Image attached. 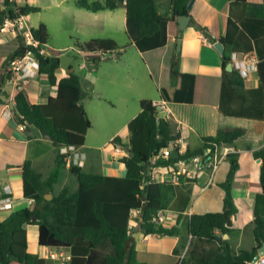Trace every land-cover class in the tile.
Here are the masks:
<instances>
[{"label":"trees","instance_id":"1","mask_svg":"<svg viewBox=\"0 0 264 264\" xmlns=\"http://www.w3.org/2000/svg\"><path fill=\"white\" fill-rule=\"evenodd\" d=\"M76 3L94 12L114 10L124 5L128 30L133 31L134 39L139 42L155 39L166 22H169L170 34L179 36L181 31L178 28V16H189L191 0H172L169 17L159 12L157 0H76ZM39 10V7L30 4L19 6L14 0H1L0 25L7 18L15 20ZM199 28L210 41L216 40L205 28ZM31 32L38 46L27 44L25 37L18 33L8 44V68L12 60L31 52L38 61L39 73L48 76L50 84L57 86V92L46 103L35 104L29 101L23 90H19L14 95L13 120L18 124L38 128L52 140L56 147V164L43 179L29 160L24 163V196L34 197L36 201L31 207L12 211L0 221V264H49L47 259L28 251V225L39 227V244L42 246L73 247L76 255L72 256L70 264H147L138 260L135 238L129 228L133 210H139L141 221L138 227L146 235L174 236L180 233L178 226L166 227L155 222L165 197L161 192V183L153 179L149 170L174 166L197 154H205L206 150H210V155L223 145L235 144L247 134V129L219 128L215 135L203 137L201 149L180 152L176 145L180 132L170 119H157L152 100L142 99L140 113L128 125L129 142L124 143L120 135L114 138L116 145L129 152L128 156L121 159L127 169L125 177L86 172L73 162L67 167L69 154L63 153L61 148H80L85 144L86 134L92 123L80 101L91 93L84 86L82 76L76 69L59 78V56L41 52L48 42L47 26L40 24L31 29ZM237 33L235 23L229 19L226 35L222 38L225 44L222 55L223 77L195 75L190 101L195 104H217V92L221 89L220 109L224 114L263 119L264 59L258 63L259 87L246 91L247 95H234V91L229 90L244 86L240 72L226 68L232 62ZM76 46L84 51L82 56L93 64L100 61L104 54L120 51L118 43L110 38L77 42ZM143 57L150 68L151 77L160 82L162 63L167 56L156 49L144 53ZM179 59L180 52H175L171 60L169 83L162 90L168 100H173L181 89L183 74L179 69ZM11 78L12 72L8 69V73L0 81V95L9 97V92L4 87ZM225 90L226 95H223ZM240 96L248 107L242 110H224L223 102H228L231 106ZM163 149H170V155L165 159L157 158ZM254 157L260 163V180L264 187V147L256 150ZM227 160L231 165L230 171L226 181L220 184L225 191L224 209L221 212L194 213L190 216L188 229L192 239L179 264H251L258 253V247L264 241V219L257 212L252 228L255 246L251 249H237L228 240L222 239L224 234L239 231L227 226L228 218L237 213L232 195V181L239 168L237 154L228 153ZM65 170L77 178L78 187L75 190L63 187L57 192L55 186ZM48 193L53 195L51 199L47 198ZM258 198L259 195L257 200ZM106 240L111 242L113 252L101 256L98 247Z\"/></svg>","mask_w":264,"mask_h":264},{"label":"crops","instance_id":"2","mask_svg":"<svg viewBox=\"0 0 264 264\" xmlns=\"http://www.w3.org/2000/svg\"><path fill=\"white\" fill-rule=\"evenodd\" d=\"M14 2L19 6L30 4L39 7L40 10L38 12L24 16V19L29 22L35 17L37 26L31 24V29L37 28L40 24H45L48 33L50 32L49 23L40 15L43 9H54L53 11L57 13L56 19H60L62 13L69 11L74 6L75 8H81L75 9L79 17L77 24L84 29L81 32L79 31L81 40L78 43L108 38L116 41V36L109 34V31L111 33H119L128 28L127 10L124 5L114 10L94 12L78 6L76 0H14ZM157 4L160 13L165 14L167 17L171 16L172 0H157ZM263 9L264 0H192L189 9L190 20L184 29L178 27L181 31L179 36L170 34L169 22H166L160 33L161 37L156 41L146 39L136 43L134 41L136 39L133 38V46L142 56L149 50L156 49L167 56V59H164L162 63L160 81L163 80L166 72L168 83L171 74V60L175 52H178L177 39H182L179 51V69L183 74L181 89L173 100H168L161 92V98H166L172 108L170 120L175 129L181 134L179 144L182 146V151L186 149H201L203 147V137L215 135L219 128L245 127L247 129V134L237 140L235 144L225 145L228 148V153L237 154L239 162V168L232 181V195L237 207V213L231 216V228L239 231L228 234V236L224 234L222 239L228 240L237 249H251L256 245L253 235L252 237L250 236L248 246H243L242 240L236 238V236H239L248 225H253L257 213L264 219V216L261 215L264 212H261L258 208V201L260 199L264 200V187L260 180V163L254 157V152L264 147V118L224 114L220 109L221 89L217 92V104H195L190 101V92L195 75L213 76L222 79L224 73L222 55L214 44L219 40L222 41V38L225 37L229 19L235 23L238 29L236 48L232 54L233 58L236 55V60L232 59L233 69H237L240 72L244 82L242 88L229 90H233L234 95H247L246 91L249 92L259 87L258 63L264 59ZM101 22H104V32L98 30V26H102ZM88 26H91L90 29H88ZM199 27L205 28L208 34L216 40L214 42L210 41ZM173 29L175 30V28ZM17 34V29L12 25H5V23L0 25V81L8 73L9 69L7 62L8 44ZM49 38L46 45H49L56 53L60 50L59 54H55L57 56L62 53H68L66 50L61 49L74 47L75 51L80 50V47L76 46V43L74 44L72 40L52 43ZM43 49L48 54L46 49ZM115 57H117L116 53ZM243 59L245 61H240ZM85 61H87L86 57ZM144 63L150 74L148 64L145 61ZM92 64L91 62L87 63L86 72H81L82 82L91 92V95H105L104 91L106 90L99 83L98 76V70L104 67L100 64L97 69ZM103 70L104 73L108 72L105 69ZM67 74L68 70L62 67L57 72L59 78L67 76ZM109 75L111 82L118 84L122 81L118 73L109 72ZM122 77L125 81L124 85H126L125 90L127 93L125 94L126 91H124V94H121L119 91L116 94L128 95L132 92V95H134L132 103L130 99L124 101L123 106H125L124 110L127 112L128 118L125 121L122 120L120 126L116 127L114 132L103 137L99 133H93V121L89 117V112L83 103L84 100H81L80 103L84 106L92 126L88 129L86 141L82 147L61 148V150L64 148L69 150L67 167L73 162L81 166L86 172L115 177L126 176L127 169L121 159L128 156L129 152L125 148L116 145L114 138L120 135L124 143L129 142V122L141 111L140 105L135 106V98L138 101L142 99L154 101L155 99L138 96L140 95V85L134 76L123 74ZM11 79L7 81V85L4 87V89L8 90L9 97L0 95V182L3 183V186H8L12 191L13 207L5 210L0 209V221L4 220L14 210L31 207L29 199L33 197L24 196V163L29 160L33 169L41 174L43 179L49 175L56 164V147L52 140L44 136L38 128L32 125L25 126L24 124L16 123L13 120V110L15 108L14 95L19 90H23L26 93L31 103L43 104L48 101L50 96L56 95L57 86H52L48 76L40 73L36 77L27 79L15 77ZM184 81L186 82L183 83ZM184 84L186 85L184 86ZM167 85L161 86V91ZM186 86L189 87L188 92L187 89L183 91V87L186 88ZM117 90L116 88L115 92ZM223 95H226V90ZM237 100L231 106H229L228 102H223L224 110H242L248 107L242 96ZM111 104L115 106V103ZM120 133H124V135L122 136ZM39 147L44 148L40 149ZM79 149H81L80 152H78ZM47 153L52 154V157H47ZM47 159L49 160L48 164ZM230 166V162L226 157L214 175V182L208 188H204L208 181L207 171L200 172L194 177H182L180 181H175L166 167L149 170L148 173L153 179L161 183V192L165 197L162 202V210L160 211L163 219L159 223L166 227L178 226L180 233L174 236L146 235L138 227V223L141 221L139 210H133L129 220V228L135 238L137 258L140 262L147 264L180 263L192 239L188 229L190 216L194 213L202 214L223 211L225 191L220 184L226 181ZM86 167L88 170L85 169ZM58 183H61L60 188H57ZM58 183L55 186L57 192L63 187H70L73 190L78 187L77 178L68 170L63 172ZM214 183L217 186L216 190L213 188ZM258 195L259 198L257 200ZM139 231H141V234H138L137 238L135 233ZM33 232L37 233L38 236L37 238L34 236L31 242L30 233ZM27 236L28 251L47 259L49 264H70L72 256L76 255L71 246L40 245L39 227L37 225L27 226ZM98 250L101 256L106 255L113 252V246L109 240H106L100 244ZM53 254H59L60 260L53 258Z\"/></svg>","mask_w":264,"mask_h":264},{"label":"rangeland","instance_id":"3","mask_svg":"<svg viewBox=\"0 0 264 264\" xmlns=\"http://www.w3.org/2000/svg\"><path fill=\"white\" fill-rule=\"evenodd\" d=\"M74 5V4H73ZM75 9H81V8H71L69 11L62 13L60 19H56L57 13L53 11L54 9H43L40 12V15L44 20H47L50 26V32H49V41L60 42V41H66V40H72V42L75 44L79 42L80 35L79 31L84 30L83 27H79L77 24V21L79 20V17L75 11ZM31 24L33 26L36 25V19L35 17L27 21L28 30L31 29ZM102 26H98V30L100 32H104V22H101ZM91 26H88V29H90ZM131 32V33H130ZM125 29L123 32L119 33H111L109 31V34H113L117 38V43L120 47V51H118L117 57H115V53H107L102 56V59L98 61L94 65L97 69L99 65H103L104 68H100L98 70V76H99V83L105 88L106 91L105 95H89L86 98H84L83 103L86 105V108L89 112V117L93 121V133H99L101 136L105 137L112 132H114L115 128L120 126L122 120L125 121L128 118L127 112L124 110L125 106L124 101H128L130 99L131 103L134 100V95H132V92H130L128 95H117L119 91L121 94H124V91H126V85H124V79L122 77L123 74L126 76L130 74L131 76H134L137 82H139V91L141 98H148V99H155L156 101L161 99V86L168 84V78L165 75L163 76V80L160 82H157L154 80L151 75L149 74L148 68L144 63V57L137 52V49L134 48L133 42V31H130ZM79 37V39H78ZM159 37H161V34L155 38L156 41ZM82 42V41H81ZM49 55H55L59 54L60 50L56 53L49 45H45L44 47ZM66 50V52L74 54L75 60L73 62V65L75 69L82 75L83 72H86V68H82L81 65L83 63L86 64V67H88L87 63L88 61H85V58L82 56L81 53H76L74 50V47L61 49ZM65 52V51H64ZM107 65V66H106ZM115 65V66H112ZM94 67V68H95ZM107 67V68H106ZM132 68V69H131ZM103 69H105L106 73H104ZM82 72V73H81ZM109 72L110 73H118L121 81L120 83L116 84L114 82L110 81L109 78ZM166 77V80H165ZM184 81L183 83H185ZM186 84H184L185 86ZM116 88L118 89L116 92ZM188 88L183 87V91ZM91 93V92H90ZM127 91L125 92V94ZM141 101H138L137 98H135V106H139ZM111 103H115V106ZM125 114L123 117L122 115ZM121 134V133H120ZM122 136L124 133L121 134ZM40 149H43L44 147H39ZM89 151L88 149H86ZM94 150V149H93ZM81 149L78 150L80 152ZM97 151V150H96ZM99 152V151H98ZM47 157H52V154L47 153ZM99 162V160H98ZM49 163V160L47 159V164ZM54 166V165H53ZM85 169L88 170L86 167ZM0 186L3 187V183L0 182ZM61 183L57 184V188H60ZM216 184H213V188L216 190ZM51 194V193H49ZM47 195V197L51 198ZM258 208L261 210V212H264V200L260 199L258 201ZM262 216H264L263 213H261ZM253 225H248V227L239 235L236 236V238H239L242 240L243 246H248L250 236L252 237V231ZM34 236L37 238V233H30V240L32 242V238Z\"/></svg>","mask_w":264,"mask_h":264},{"label":"built area","instance_id":"4","mask_svg":"<svg viewBox=\"0 0 264 264\" xmlns=\"http://www.w3.org/2000/svg\"><path fill=\"white\" fill-rule=\"evenodd\" d=\"M5 25H12L17 29L18 33H21L26 40V43L33 46H38V42L34 40L31 29H27V21L24 19V16L11 20L7 18L5 20ZM80 53H84L81 49L78 50ZM42 53H45L44 49H41ZM235 55V54H234ZM232 59L236 60V55ZM240 61H245L240 60ZM82 68L86 67V64L83 63L81 65ZM9 69L12 72L13 77L19 79H27L31 77H36L39 74V64L37 59L31 52H28L25 56L21 58H16L10 62ZM11 79V80H12ZM153 107L156 110L157 119L165 118L170 119L172 114V108L170 106L169 101L166 98H161L159 100L152 101ZM23 125V124H22ZM22 128H24L22 126ZM176 145L180 148V152L182 151V146L179 144V140H177ZM73 148V147H72ZM63 153H68V148H64L61 150ZM210 150H206L205 154H197L184 162L178 163L174 166L166 167L168 172L172 175V179L175 181H180L182 177H194L200 172L207 171L208 172V181L206 182L204 188H208L214 182V175L222 163V161L227 157L228 148L225 145L216 149L214 153L210 154ZM170 155V149H163L157 155V158L165 159ZM69 157V156H68ZM68 162V161H67ZM35 198L29 199V203L32 206L35 203ZM13 207V198L12 191L8 186H0V209H11ZM163 219V215L159 212L158 216L155 218V222L159 223ZM53 258L60 260L59 254H53ZM251 264H264V256H261L256 261H252Z\"/></svg>","mask_w":264,"mask_h":264},{"label":"water","instance_id":"5","mask_svg":"<svg viewBox=\"0 0 264 264\" xmlns=\"http://www.w3.org/2000/svg\"><path fill=\"white\" fill-rule=\"evenodd\" d=\"M192 3V0H191ZM190 3V6H191ZM190 20V16L188 15H181L178 16V23H179V28L180 29H184L186 27V25L188 24V21ZM181 45H182V39L178 38L177 39V51L179 52L181 49ZM215 48L219 51V53L221 55L224 54L225 52V44L222 41H217L214 44ZM60 58V65L62 68L68 70L69 72H73L75 71V67L73 65V62L75 60V55L74 54H69V53H62L59 55ZM228 70H232L233 69V64L232 62H230L227 67ZM50 197H52V194H49ZM227 226L231 227L232 226V218L231 216L228 218L227 221ZM135 237L138 238V234H141V231L135 233ZM226 236H228V234H225ZM261 256H264V241L262 242V244L258 247V253L257 255L254 257L253 261H256L258 258H260Z\"/></svg>","mask_w":264,"mask_h":264}]
</instances>
